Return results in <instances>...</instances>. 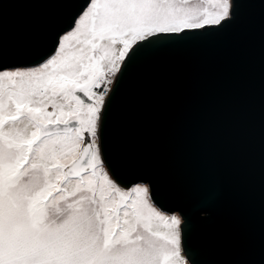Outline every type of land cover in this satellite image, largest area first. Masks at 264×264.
Wrapping results in <instances>:
<instances>
[{
  "label": "snow or ice",
  "instance_id": "snow-or-ice-1",
  "mask_svg": "<svg viewBox=\"0 0 264 264\" xmlns=\"http://www.w3.org/2000/svg\"><path fill=\"white\" fill-rule=\"evenodd\" d=\"M68 2L31 62L0 53V264H187L183 217L108 159V106L154 44L224 28L240 0Z\"/></svg>",
  "mask_w": 264,
  "mask_h": 264
},
{
  "label": "water",
  "instance_id": "water-1",
  "mask_svg": "<svg viewBox=\"0 0 264 264\" xmlns=\"http://www.w3.org/2000/svg\"><path fill=\"white\" fill-rule=\"evenodd\" d=\"M69 7L0 0L4 62H31ZM189 35L154 44L120 81L106 155L183 217L190 264H264V0H240L230 24Z\"/></svg>",
  "mask_w": 264,
  "mask_h": 264
},
{
  "label": "rangeland",
  "instance_id": "rangeland-1",
  "mask_svg": "<svg viewBox=\"0 0 264 264\" xmlns=\"http://www.w3.org/2000/svg\"><path fill=\"white\" fill-rule=\"evenodd\" d=\"M187 260V259H186ZM187 264H190L188 261H187Z\"/></svg>",
  "mask_w": 264,
  "mask_h": 264
}]
</instances>
